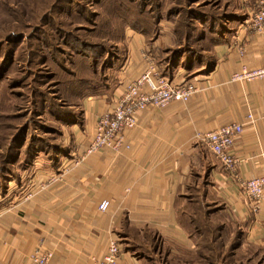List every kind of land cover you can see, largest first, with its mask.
<instances>
[{"label":"crops","instance_id":"1","mask_svg":"<svg viewBox=\"0 0 264 264\" xmlns=\"http://www.w3.org/2000/svg\"><path fill=\"white\" fill-rule=\"evenodd\" d=\"M245 30L236 28L214 47L212 70L187 81L197 91L186 103L138 114L136 128L126 133L128 149H104L80 160L97 116L113 107L152 58L140 35L127 36L117 87L111 95L83 100L82 123L71 128L70 152L60 168L37 178L33 170L28 176L33 186L25 193L30 197L0 201V264H31L29 256L40 243L53 251L49 264H96L110 240L120 247L119 264H199L200 237L179 224L176 202L200 182L242 231L238 251L254 246L264 251V198L256 206L244 198L197 139L218 127L242 124L231 150L242 160L236 172L243 180L264 175V79L230 82L242 65L264 68V34ZM238 46L244 49L242 58ZM180 74L171 82L180 83ZM250 113L254 123L247 122ZM102 201L110 204L105 212L98 210Z\"/></svg>","mask_w":264,"mask_h":264},{"label":"rangeland","instance_id":"2","mask_svg":"<svg viewBox=\"0 0 264 264\" xmlns=\"http://www.w3.org/2000/svg\"><path fill=\"white\" fill-rule=\"evenodd\" d=\"M248 4L241 0H0V173L1 169L8 170L1 173L7 180L6 183L0 180L2 204L25 195L27 187L31 188L34 183L28 182L33 170L35 178L45 170L54 172L43 164L47 152L59 145L62 139L61 126L53 110L64 107V102L57 101L59 96L55 94L58 88L55 81L66 78L60 73V67L72 68L67 62L71 53L73 59H78L75 63L86 76H91L90 72L96 69L97 62L84 67L81 59H101L104 51L110 49L112 41L108 40H115L121 34L124 43L129 40L127 36L130 37V34L141 36L136 29L139 22L150 20L147 13L158 5L164 16L172 12V20L163 22L164 29L157 43L162 47L188 44L186 48L192 45L196 50H209L213 44L212 28L221 31L219 25H224L228 33L240 27L243 30L247 27L250 31L254 6ZM144 9L147 12L139 16ZM114 10H127L134 16L112 17L113 34H106L105 24L110 21L106 12ZM173 23L178 27H174L175 30L187 32V35L180 34V42H175L171 34ZM122 24L126 26L122 28ZM226 35L222 38L224 41ZM64 41L69 42V48L64 46ZM74 41H80L82 45ZM209 55L204 54L208 58ZM153 61L157 67L156 61ZM202 63L200 65L204 66L206 62L203 60ZM200 69V66H195L187 71L180 64L175 70V76L181 73L178 84L197 77L195 75L201 73ZM191 72H195L194 77L186 79L184 76H189ZM28 157L33 164L21 173L18 162ZM14 160L18 162L11 166ZM19 174L20 184L14 180ZM254 264H257L256 261Z\"/></svg>","mask_w":264,"mask_h":264},{"label":"trees","instance_id":"3","mask_svg":"<svg viewBox=\"0 0 264 264\" xmlns=\"http://www.w3.org/2000/svg\"><path fill=\"white\" fill-rule=\"evenodd\" d=\"M176 8L179 9L180 7ZM153 11L156 12L154 19L151 18L154 14ZM145 12H147L146 9L141 11V14H138L139 16L144 15ZM106 13L110 15V21L105 24L106 34H113L111 29L113 28L112 17L121 16L123 18H131L134 16L133 13L130 11L127 12V10H114ZM168 13H170V18L167 16ZM168 13L164 16L161 6L158 5L150 13H147L146 16L150 20L139 22V28H136L142 36L148 54L156 61L157 67L159 68V75L167 78L169 81L173 80L175 70L180 64L187 71H191L195 66H200L201 69L199 71L201 73L195 76L210 72L215 63L214 47L225 42V39L222 38L228 33V28L224 25H219L222 28L221 31H216V29L212 28L213 31H211L210 35L213 44L209 50H196L192 45L186 48L185 46L188 44H177L175 46L164 45L162 47L157 42L160 41V35L164 29L163 22L172 20V12ZM122 26L125 27L126 25L122 24ZM174 27L178 28L173 23V28L171 27L170 29L171 34L174 35L175 42H180V34L185 33L187 35V32H180L178 29L175 30ZM108 41L112 42H110V49L104 51V57L102 56L99 60L91 59V61L89 59H81V64L84 67L92 66V64L97 62L96 69L90 72L91 76H86V73L79 64L75 63L78 59L72 58L73 53L70 54L67 60L70 67H72L71 69L68 70L67 68H61L59 66L61 69L60 73L66 75V78L55 81L58 86L55 94L59 96L57 98L58 102H64V107H58L59 109L55 107L53 113L57 115L56 120L60 123V135L62 139H60L59 145L52 147L53 150L50 151L51 153L47 152L46 154L47 157L43 165L48 169L56 170L62 157L69 154L72 139L71 128L73 125H80L82 123L81 107L83 100L88 97L111 95L117 87V73L124 61L125 43L122 34L119 38L115 40L109 39ZM74 43L82 45L80 41H74ZM69 45V42L64 41L65 47L69 48ZM182 47H184V51H181ZM205 53L211 54L209 58L204 56ZM159 55L161 56L160 58H158ZM203 60L206 62L204 66L200 65L203 64ZM43 64L45 65L44 62ZM195 72H191L189 76L186 75L184 77L186 79L193 78ZM43 107L44 109L46 108L45 104ZM51 108H54V105ZM16 162L18 161L14 160L11 166L17 164ZM32 164L33 160L28 157L25 161H19L17 166H21L22 173ZM3 170L5 169H1V173H3ZM1 173L0 180L6 183L7 180L3 178L4 176ZM20 179V174L14 177V180L18 184L21 183ZM176 216L179 224L188 234L198 235L200 237L198 242L199 250L196 252V260L199 264H254V261L257 264H264V251L260 247H247L242 252L238 251L243 236L242 231L228 219L227 215L223 212V205L210 195H207L202 187V182L197 186L191 187L187 195L178 199L176 202Z\"/></svg>","mask_w":264,"mask_h":264},{"label":"built area","instance_id":"4","mask_svg":"<svg viewBox=\"0 0 264 264\" xmlns=\"http://www.w3.org/2000/svg\"><path fill=\"white\" fill-rule=\"evenodd\" d=\"M244 1H252L255 7L250 18V32L256 36L263 35L264 0ZM236 52L240 58L244 56L243 47H236ZM146 63L144 71L138 78L125 86L123 93L114 101L113 107L97 116L93 136L80 160L104 149L114 152L128 149L126 133L136 128L138 114L149 107L162 109L172 103L184 104L197 91V87L192 82L175 84L160 76L152 58H148ZM263 79L264 68L250 70L246 65H242L238 72L230 76V82L233 83H248ZM246 119L248 123H254L251 113L247 115ZM242 132V124L232 123L199 134L197 139L215 156L220 166L229 173L242 196L256 206L264 198V175L249 180L241 179L236 172V167L242 160L231 153ZM30 196L31 193H28L25 198ZM109 205L108 201H102L98 205V210L105 212ZM120 251L116 240H110L104 255L95 262L96 264H119ZM52 258L53 251L40 243L29 256V261L31 264H49Z\"/></svg>","mask_w":264,"mask_h":264}]
</instances>
